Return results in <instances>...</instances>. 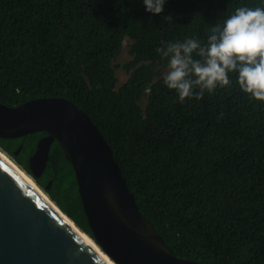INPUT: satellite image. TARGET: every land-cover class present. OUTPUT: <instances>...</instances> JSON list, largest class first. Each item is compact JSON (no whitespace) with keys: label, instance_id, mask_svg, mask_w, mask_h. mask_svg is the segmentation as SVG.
Listing matches in <instances>:
<instances>
[{"label":"trees","instance_id":"16d2710c","mask_svg":"<svg viewBox=\"0 0 264 264\" xmlns=\"http://www.w3.org/2000/svg\"><path fill=\"white\" fill-rule=\"evenodd\" d=\"M240 6L264 3L166 0L152 14L143 0H0L1 102L74 101L105 135L141 211L175 255L203 264H264V101L230 73L229 86L180 103L156 49L186 37L206 43L213 24ZM126 46L129 78L119 86L115 61ZM46 134L0 138V147L32 175L29 158ZM34 179L93 236L58 141Z\"/></svg>","mask_w":264,"mask_h":264},{"label":"water","instance_id":"95a60500","mask_svg":"<svg viewBox=\"0 0 264 264\" xmlns=\"http://www.w3.org/2000/svg\"><path fill=\"white\" fill-rule=\"evenodd\" d=\"M41 131L29 158L33 179L58 141L75 170L93 236L86 233L115 263L203 264L175 255L141 211L105 135L74 101L45 97L12 107L0 100V138ZM0 264H108L1 155Z\"/></svg>","mask_w":264,"mask_h":264},{"label":"clouds","instance_id":"9594fccd","mask_svg":"<svg viewBox=\"0 0 264 264\" xmlns=\"http://www.w3.org/2000/svg\"><path fill=\"white\" fill-rule=\"evenodd\" d=\"M143 2L149 13L161 14L165 10L166 0ZM156 51L167 60L163 82L177 93L180 103L192 98L200 100L206 91L212 93L218 87L229 86L230 73L238 74L237 82L244 93L264 101L262 6L237 7L222 22L213 24L206 43L186 37L183 41L163 42Z\"/></svg>","mask_w":264,"mask_h":264},{"label":"bare ground","instance_id":"6f19581e","mask_svg":"<svg viewBox=\"0 0 264 264\" xmlns=\"http://www.w3.org/2000/svg\"><path fill=\"white\" fill-rule=\"evenodd\" d=\"M0 155L6 159V161L30 184L32 185L45 199V201L60 214V216L77 232L79 233L96 251V253L104 259L108 264H117L115 263L109 255H107L97 243L81 228L74 222L72 219L63 212L59 206L50 198V196L39 186V184L30 176L17 162L9 156L3 149L0 148Z\"/></svg>","mask_w":264,"mask_h":264},{"label":"rangeland","instance_id":"374dc122","mask_svg":"<svg viewBox=\"0 0 264 264\" xmlns=\"http://www.w3.org/2000/svg\"><path fill=\"white\" fill-rule=\"evenodd\" d=\"M127 44V42H126ZM128 47L126 46L125 49L123 50L122 54L119 56V58L115 61V64L118 65V70H117V75L119 78V83L118 85L120 86L121 84L125 83L128 78L129 74L123 69L122 65L126 62L129 61L130 57L128 55ZM1 148V147H0ZM2 149V148H1ZM4 151V150H3ZM7 153V152H6ZM8 154V153H7ZM9 155V154H8Z\"/></svg>","mask_w":264,"mask_h":264},{"label":"flooded vegetation","instance_id":"af4514ba","mask_svg":"<svg viewBox=\"0 0 264 264\" xmlns=\"http://www.w3.org/2000/svg\"><path fill=\"white\" fill-rule=\"evenodd\" d=\"M26 171V170H25ZM28 173V171H26ZM42 177V176H41Z\"/></svg>","mask_w":264,"mask_h":264}]
</instances>
